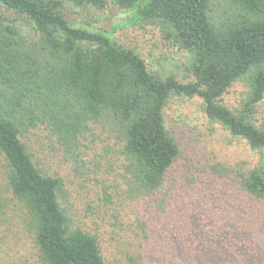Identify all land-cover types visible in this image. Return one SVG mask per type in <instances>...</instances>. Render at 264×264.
<instances>
[{
    "label": "trees",
    "instance_id": "trees-1",
    "mask_svg": "<svg viewBox=\"0 0 264 264\" xmlns=\"http://www.w3.org/2000/svg\"><path fill=\"white\" fill-rule=\"evenodd\" d=\"M65 1L131 12L124 25L157 28L166 43L188 55L192 77L181 82L148 71L133 50L113 41V32L72 25L62 0H0V156L11 195L4 199L0 193V216L4 209L20 213L40 264H104L97 235L73 225L62 208L61 179L43 173L34 161L29 132L46 131L51 150L53 142L65 160L84 168V142L100 128L117 146L95 156L121 162L124 188L118 199H150L156 208L171 204L180 195L176 187L162 199L179 156L163 118L171 97L199 98L209 121L251 150H264V125L257 126L255 118L264 103V0ZM8 13L23 18L32 34L26 37ZM235 83L246 88L245 98L240 109L230 110L221 98ZM240 189L249 203L260 202L262 170L248 172ZM112 198H103L106 207H112ZM196 206L177 221L181 228H169L173 248L159 251L163 261L147 257L141 264H264L261 251L248 253V237L238 242L243 230L236 218L224 221L227 214L208 202Z\"/></svg>",
    "mask_w": 264,
    "mask_h": 264
},
{
    "label": "rangeland",
    "instance_id": "rangeland-1",
    "mask_svg": "<svg viewBox=\"0 0 264 264\" xmlns=\"http://www.w3.org/2000/svg\"><path fill=\"white\" fill-rule=\"evenodd\" d=\"M62 1L67 19L75 27L113 32V41L133 50L144 60L148 71L163 77L173 75L181 82L192 81L186 69L188 55L166 43L157 28L143 23L124 25L131 12L113 6L98 10ZM5 17L15 18L26 37L32 34L23 18L12 13ZM245 91L241 83H235L222 96V104L230 110L240 109ZM255 116L256 125H264V103H259ZM163 118L178 146L179 156L162 187L165 189L162 199L176 187L180 195L171 204L162 203L157 208L150 199L140 203L118 199L124 188L119 176L121 162L113 163L107 156L103 159L95 156L107 149L115 151L117 146L100 128L95 131L96 136L84 142L88 146L86 153L80 155L87 162L84 168L72 160H65L53 142L55 150H51L46 131L31 130L26 141L39 169L61 179L64 193L59 195L60 204L73 225L97 235L104 264H131L132 257L137 264L147 257L155 263L163 261L165 254L159 255V251L173 248L168 239L169 228H181L177 221H184L191 207L205 202L215 211L227 214L223 215L224 221L237 219V227L243 230L238 242L249 238L248 253L258 249L264 254V198L257 204L249 203L251 200L240 189V182L248 172L260 168L264 174V150H251L245 140L233 138L218 123L209 121L197 97H171L163 110ZM118 189L121 191L117 192ZM0 193L4 199L11 198L1 156ZM106 195H113L112 207L105 206L103 198ZM4 211L0 216V221H5L0 223V264H40L31 236L22 219H18L20 213L13 211V217L11 211ZM259 256L264 260V255Z\"/></svg>",
    "mask_w": 264,
    "mask_h": 264
}]
</instances>
